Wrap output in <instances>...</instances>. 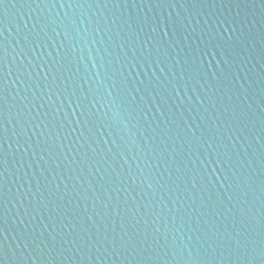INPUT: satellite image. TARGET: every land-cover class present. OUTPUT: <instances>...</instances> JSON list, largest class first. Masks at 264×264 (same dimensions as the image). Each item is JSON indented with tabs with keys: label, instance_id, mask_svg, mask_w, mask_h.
<instances>
[{
	"label": "water",
	"instance_id": "obj_1",
	"mask_svg": "<svg viewBox=\"0 0 264 264\" xmlns=\"http://www.w3.org/2000/svg\"><path fill=\"white\" fill-rule=\"evenodd\" d=\"M0 97L3 264H264V0H0Z\"/></svg>",
	"mask_w": 264,
	"mask_h": 264
},
{
	"label": "snow or ice",
	"instance_id": "obj_2",
	"mask_svg": "<svg viewBox=\"0 0 264 264\" xmlns=\"http://www.w3.org/2000/svg\"><path fill=\"white\" fill-rule=\"evenodd\" d=\"M0 99H3V97H0ZM6 131V128L4 129ZM0 264H3V260H0Z\"/></svg>",
	"mask_w": 264,
	"mask_h": 264
}]
</instances>
